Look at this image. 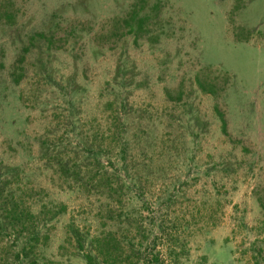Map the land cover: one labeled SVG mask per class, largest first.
Wrapping results in <instances>:
<instances>
[{
	"label": "rangeland",
	"instance_id": "rangeland-1",
	"mask_svg": "<svg viewBox=\"0 0 264 264\" xmlns=\"http://www.w3.org/2000/svg\"><path fill=\"white\" fill-rule=\"evenodd\" d=\"M0 222V264H264V0H0Z\"/></svg>",
	"mask_w": 264,
	"mask_h": 264
},
{
	"label": "trees",
	"instance_id": "trees-1",
	"mask_svg": "<svg viewBox=\"0 0 264 264\" xmlns=\"http://www.w3.org/2000/svg\"><path fill=\"white\" fill-rule=\"evenodd\" d=\"M224 121V127H226V122ZM17 209H12L8 211V218L9 221L12 223V226L17 228L16 232H18V235L23 237L25 240V245L22 247L21 251L18 253L19 256L28 257L30 253L34 251V249L40 244L43 240V234L42 229L39 226V222L43 221L42 218L39 216V214L33 213L29 208H27L24 205L23 202V208H21L20 204H16ZM14 208V206H13ZM1 223V222H0ZM75 233L78 235V238L81 237V234L79 231H75ZM47 236H45V239ZM102 240L100 237H95L94 241L96 243V251L97 255L88 253L86 255L87 263L88 264H113L114 262L108 258L112 257L111 251L108 252H101L100 246L102 245ZM107 256H104V255ZM143 264H153L151 260L145 256L143 258Z\"/></svg>",
	"mask_w": 264,
	"mask_h": 264
}]
</instances>
